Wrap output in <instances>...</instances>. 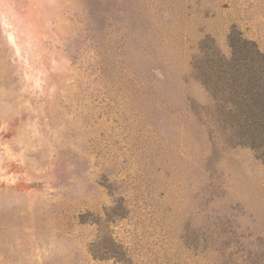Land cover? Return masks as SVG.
<instances>
[{
	"label": "rangeland",
	"instance_id": "1",
	"mask_svg": "<svg viewBox=\"0 0 264 264\" xmlns=\"http://www.w3.org/2000/svg\"><path fill=\"white\" fill-rule=\"evenodd\" d=\"M251 53L264 0H0V264H264Z\"/></svg>",
	"mask_w": 264,
	"mask_h": 264
},
{
	"label": "trees",
	"instance_id": "2",
	"mask_svg": "<svg viewBox=\"0 0 264 264\" xmlns=\"http://www.w3.org/2000/svg\"><path fill=\"white\" fill-rule=\"evenodd\" d=\"M256 52L259 53L258 50ZM255 54H247L245 59L257 66H251L246 70L233 66L235 69L232 71H222L218 90L220 96L215 100V114L216 123L221 126L229 114L226 111L227 104L238 106L240 111L238 127L244 132V136L252 139L249 144L251 148L262 150L264 159V64L260 62L261 55ZM229 94L236 98V103L225 100ZM121 255L124 254L118 253L116 257L122 260Z\"/></svg>",
	"mask_w": 264,
	"mask_h": 264
}]
</instances>
